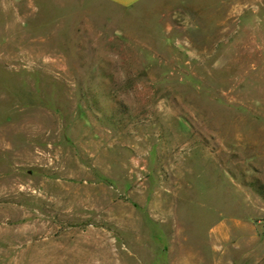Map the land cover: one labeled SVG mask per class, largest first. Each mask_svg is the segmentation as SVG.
<instances>
[{"label": "rangeland", "instance_id": "obj_1", "mask_svg": "<svg viewBox=\"0 0 264 264\" xmlns=\"http://www.w3.org/2000/svg\"><path fill=\"white\" fill-rule=\"evenodd\" d=\"M0 264H264V0H0Z\"/></svg>", "mask_w": 264, "mask_h": 264}, {"label": "crops", "instance_id": "obj_2", "mask_svg": "<svg viewBox=\"0 0 264 264\" xmlns=\"http://www.w3.org/2000/svg\"><path fill=\"white\" fill-rule=\"evenodd\" d=\"M113 1L117 4L123 5V6H128V5H132L135 2L139 1V0H110Z\"/></svg>", "mask_w": 264, "mask_h": 264}]
</instances>
